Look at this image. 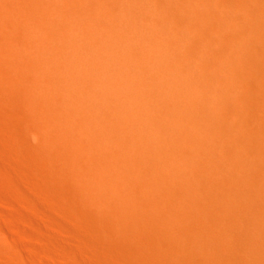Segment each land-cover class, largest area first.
<instances>
[{
    "label": "bare ground",
    "instance_id": "6f19581e",
    "mask_svg": "<svg viewBox=\"0 0 264 264\" xmlns=\"http://www.w3.org/2000/svg\"><path fill=\"white\" fill-rule=\"evenodd\" d=\"M117 1L118 3L116 0H0V264H264V39L258 40L260 46L250 50L254 55L253 58H245L241 61V56L238 54L240 48L245 44V39H242L243 35L217 40L211 39L213 32H206L203 39L174 40L173 38L170 40L165 38L169 39L163 40L166 41L165 44L169 48L173 49L175 45L177 47L182 45L192 48L194 52L201 49L206 54L205 57L211 55L226 63L225 66L221 64L215 66L201 60L200 69L208 77V80L209 78L211 80L212 78L218 79L217 85L225 90H222V93L225 92L227 96L224 93V96L217 95L213 98L214 101L211 100L213 104L209 105L214 107H210L212 109H210V113L214 117V121L210 123L214 122V124L210 129L207 128V132L204 130L206 134L198 135L193 130L196 137L191 140L182 139L183 143L182 140L175 139V146L164 144L163 141L161 143L163 145L160 147L158 145V148L152 150L151 146H145L142 142L146 139L145 130L143 133L139 129H141L142 122L145 121L150 125L153 121L145 116L141 117L142 120H139V116L135 118V114L141 113V110L136 112L138 108L131 105L136 108L134 109L136 113H132L134 118L129 112L126 113V110L124 113L122 112L121 117V113L118 112L120 114L117 118L113 116L114 114L109 115L110 113H108L110 109L114 108L113 100L109 101L107 106L111 105L113 108L108 109L106 112L108 114H102L103 117L100 116L101 114L99 115L108 123L106 130L103 122L100 127L97 122L95 123L96 107L94 109V106L90 108L88 105L87 107L84 104L80 105L79 100L77 108L74 100L71 101L73 97L77 98V93L71 95L73 92H69L67 88L57 87V85L63 84L56 83L57 76L53 75L60 73L62 76H59L63 79V76L67 79L71 77V74L65 75L66 67L62 66L65 64L63 58L69 56L71 50L68 51V49L71 44L75 45L81 41H76V39L71 41L70 38L74 34L71 33V35L64 25L60 29L57 26H52L55 25L50 22L53 21V13L66 20H75L77 22L74 24L76 29L81 26L85 27L84 23L88 18L84 20V25L81 24L85 18L84 15L91 12L93 17L95 13L92 14V10L94 9L98 8L101 12L112 15L117 13L119 6H122L119 0ZM129 1H127L128 4H130ZM136 1L131 3L133 8H135L134 5L136 6ZM144 1L148 3V1ZM123 2L125 4V0ZM140 2H137V5ZM149 2L154 4H149L153 5L150 7L154 8L155 6V10H159L162 14L170 12L177 23L188 12H191L186 13L189 9L212 10L219 20H227L230 14L244 10L264 9V0L256 2L251 0H149ZM140 7V9L142 7L147 9L144 8V5ZM127 8L124 9L127 10ZM99 13L96 15L99 16ZM109 14L107 19H109ZM123 14L120 13L121 16ZM31 15L37 16L33 18L34 24L29 22ZM90 17V20H95L94 17L92 19ZM109 21L111 20H107V22ZM48 22H50L49 25L45 26V23ZM89 24L90 22H88ZM93 25L95 26V24ZM97 26L99 27V25ZM112 26L110 25V27ZM81 30L82 34L81 32L78 34H81L82 41L91 39L90 30L86 32L82 27ZM115 31L113 30V32ZM97 32L100 31L97 29L95 33ZM101 32L95 34L96 39H105V32L102 34ZM113 32H111V36H113ZM119 32L121 31H118V36ZM130 36L129 39H137L134 36L130 38ZM139 39L141 40H136V44L138 42L142 49L141 62L147 64L144 62L143 56L145 58L149 55L153 56L151 55L153 54L152 40L150 39L151 41L149 40L148 46H146L144 44H147L148 38L142 36ZM105 40L103 41L105 42ZM109 40L108 43L111 42ZM101 43L103 44L102 41ZM11 44L16 46L12 48V51L15 52L18 46L20 48L23 46L22 48H27L28 51H25L27 54L31 48L41 51L43 46L47 45L53 48L56 54H60L62 59L55 65L57 70L38 75L39 72H36L39 69L31 65L28 60L20 59L19 54H17L19 58L17 55L15 56L11 51ZM94 44L90 45L95 47ZM100 45L98 43V46ZM109 46L107 47L111 48ZM164 46L166 45L162 47L164 48ZM90 47L89 49H92ZM157 47L162 48L161 46ZM127 50L129 51L128 48ZM83 51H85L84 48ZM136 51L138 50L136 49ZM136 51L135 53H137ZM79 53L78 55H80ZM84 54L85 52H83V56ZM133 55L134 52L131 56L129 55L130 58ZM191 55L195 57L194 54ZM236 56L239 58L236 59ZM189 57L191 56L189 55ZM122 58L124 60V57ZM84 59L88 58H83V61ZM160 61L162 62V60ZM175 63L176 60L173 64ZM164 64H161V69ZM108 65L111 64L108 63ZM130 65L132 66V64ZM136 66L135 64L137 70ZM171 66L172 64L166 71L171 73L173 68ZM179 67L182 65L180 64ZM100 68L102 66H99ZM106 68L105 70H107ZM115 70L117 69L115 68ZM132 70H134L133 67ZM175 71L177 70L173 72L175 73ZM184 71L186 70L181 72ZM160 72L162 73L161 77L164 78L163 70ZM170 73L167 75L171 76ZM190 73L192 72L190 71ZM102 74L104 75V73ZM114 74L112 73L111 76ZM85 75L84 77H86ZM103 75L99 73V76ZM157 75L155 76L158 77ZM81 77L79 76L80 79H83L82 75ZM197 77L199 78V76ZM72 79L74 80V78ZM202 79L203 83L200 82L199 89L211 82L205 84V78ZM150 80L152 81V79ZM191 80L195 83L194 79ZM95 81L97 80L95 79ZM175 82L173 81V83ZM97 83L96 86H98ZM139 83H136L134 88ZM75 84L82 85L79 82ZM89 84L87 87H83V91L86 93H89ZM109 85L111 86V84ZM190 85L185 87L189 88ZM178 87L180 88V86ZM76 88L82 89V87L79 89L77 85ZM204 88L206 89V87ZM123 89L125 90V86ZM190 89L192 88H189L187 92L191 97V94L194 95L195 92L193 93ZM69 90L71 89L69 88ZM219 90H215V92L218 91L216 94H220ZM119 91L118 93L121 94ZM174 91L175 94L178 93V90ZM105 92L107 91L105 90ZM173 92L170 91L169 94ZM210 92L212 91L210 90ZM153 93L155 92L153 91ZM202 93L204 94L202 97L207 95V93ZM150 94L148 93L150 97L148 100H152ZM157 95L159 96V93ZM126 96L128 98V94ZM199 96L196 95L195 98L198 99ZM122 97L120 99L118 97V99L121 100ZM167 97L171 96L167 95ZM101 99L104 100L102 97ZM140 99H143V96ZM108 100H111V97ZM127 100L129 101V99ZM123 101L125 102V100ZM123 101L121 100V106L129 108L128 103H125L128 104L126 106L122 105ZM201 101H199L200 104L196 101L197 103H193V106L192 103L187 102L190 104H188L186 112L191 113L193 107L197 109L196 121L207 116V109L202 106ZM112 102L113 104H111ZM172 102L169 103V106L173 104ZM131 103L134 104V102ZM175 104L177 105V103ZM158 107L154 109L155 115L152 118L164 121L167 125L165 131L168 130L173 134L178 124H182L181 127L186 126L183 125L186 124V120L180 116L181 112L178 117L174 116L175 114L170 116L168 115V113H172L170 107L167 108L169 112L166 109H158ZM152 108L148 109L152 110ZM171 109L173 111V108ZM132 110L131 108L128 111ZM100 111L102 110L97 113ZM141 114L146 115L147 113ZM137 118H139L138 121ZM173 119H177V121H173ZM159 122L156 123L159 124ZM205 122L208 123L206 118ZM139 123L141 124L139 125ZM156 128L154 130L158 129ZM152 130L147 131L146 134L152 133ZM130 131L132 132L131 136ZM151 136L152 134L150 138ZM173 147L174 149L178 147V149L174 151ZM128 158L131 161H128ZM119 164L122 165V168L118 166Z\"/></svg>",
    "mask_w": 264,
    "mask_h": 264
},
{
    "label": "rangeland",
    "instance_id": "374dc122",
    "mask_svg": "<svg viewBox=\"0 0 264 264\" xmlns=\"http://www.w3.org/2000/svg\"><path fill=\"white\" fill-rule=\"evenodd\" d=\"M124 1V0H123ZM122 0H119V3L122 5V6H119V9L117 10V13H115V14H118L119 12L122 14V13H124L122 16L120 15V13L118 14V15H115V14H109L110 16H109V19L111 20V21H109V22H107V20H109V19H107L108 17H107V13H105V12H101V10L100 9H94V10H92V14H94L95 13V15H93V17L91 16V12H90V14H89V12L88 13H85L86 15H84L85 16V18H83V20H82V22H81V24H83L84 23V20L86 19V18H88V19H86L85 20V27L84 26H81L82 28H84L85 29V31L86 32H88L89 30V33L91 32V39H83V41H82V39H80V37H81V34H82V30H81V27H77L76 29H75V27H74V24L75 23H77L75 20H66V19H64L63 17H59V15L58 14H56V13H53V21H50L51 23H53V24H55V25H52V26H57V28L58 29H60V27L61 26H65L66 27V29H67V31L68 32H70V34L72 33V34H74V36H72L70 39H71V41L73 40H75L76 39V41H79V40H81V41H79L77 44H75V45H73V44H71L70 45V47H69V49H68V51L69 50H71V51H69V56H67L66 58H63V61H64V59H65V62H63V63H65V64H63L62 66H65L66 68H65V75H70L71 74V77H69L68 79L65 77V76H63L64 77V79L61 77L62 75L59 73V74H53V75H56L57 76V82L56 83H62L63 85H61V84H59V85H57V87H64V88H67V90L69 91V92H73L71 95H75L76 93V95H77V98H74L73 97V99L71 100V101H73L74 100V102H75V105L77 106V108H78V105L80 104H84V105H86V107H87V105H88V107H93L94 109H95V107H96V112H95V123L97 122L98 123V125H99V127L101 126V123L103 122V125H104V127H108V123L107 122H105V120H104V118L102 119V118H100V116L101 117H103V115H105V113L108 111V109H110V108H113V106H111L110 105V103H109V107L107 106V104H108V102L109 101H112L113 100V102H114V104H113V102L111 103V104H113L114 105V108H113V110H116L115 112L113 111V110H109V112L108 113H110L109 115H112V114H114L113 116L114 117H117V116H119V114H120V117H121V115L125 112V110H126V113H130V115L133 117L134 115L133 114H135L136 112H140L139 110H141V113H147L148 114V112H149V115H142L141 113H136L135 114V118L136 117H138L139 116V118H137L136 120L138 121V119L139 120H142L141 119V117H143L144 118V116H145V118H147V119H149V120H151L152 119V121H153V123H151L150 125H148V123H146L145 121L144 122H142L143 124H141V123H139V125L141 124L142 126H140L141 127V129H139L140 131H144V132H146L147 133V131H151L152 129V133L150 132H148V135L146 134V133H144L145 134V136H146V139H145V141L143 140L142 142H144V145L145 146H151L150 148L152 149V150H155L156 148H158V145H159V147L161 146V145H163V144H161V143H163V141H164V144H166V143H168V144H170V145H176L175 144V142H174V140L176 139V140H185V139H193V138H195L196 136H195V132H193V130H195L196 132H197V134L198 135H204V134H206L205 133V131L207 132L208 130H207V128H211V125H213L214 124V122L213 123H210L211 121H214V117L211 115V113H210V107H214V106H211L212 104H213V101H214V97L216 96L217 97V95H222V96H224L225 94L224 93H222V90L223 91H225L222 87L220 88V86H218L217 85V83H216V81H218V79H214V78H212V80L209 78V80H208V77H206L205 76V74H203L201 71H202V69H200L201 67H200V61L201 60H203V62L204 63H210L211 65H215V66H220V64L222 65V66H225L226 65V63H223V62H221V61H219V60H217V59H215V58H213L211 55H208V56H206L205 57V55L206 54H204V52H202V50L201 49H199V51L198 52H194V50L192 49V48H190V47H187V46H182V45H178V47H177V45H175L174 46V48L172 49V48H169V47H167V44H165V42L163 41V40H172L173 38H174V40H181V39H184V40H186V39H203V35L206 33V32H213V35H212V38L211 39H217V40H220V39H228L229 37H232V36H234V35H243V38L242 39H245V44H243V47L242 48H240V52H239V54H238V56H241V61H243L245 58H248V59H251V58H253L254 57V55L252 54V52L250 51L252 48H256V47H258V46H260V42L258 41V40H262V39H264V9H262V10H253V11H249V10H244V11H242V12H239V13H234V14H230L229 16H228V18H227V20H219L216 16H215V12L214 11H212V10H204V9H189V10H187L186 11V13L188 12V11H191V12H188L186 15H185V17L181 20V21H179L178 23L175 21V19H174V17L173 16H171V13L170 12H168V13H161L159 10H155L156 9V7L154 6V8H152L153 7V3H150L149 2V0H146V1H148V3H146L144 0H142L141 2L139 1V0H137L135 3H136V6L134 5V7L135 8H133L131 5L133 4L132 2H134L135 0H125V4H124V2H123ZM127 1H129V3L130 4H128V2ZM132 1V2H131ZM251 1H253V2H256L257 0H251ZM116 2L118 3V1L116 0ZM127 2V3H126ZM137 2H140L139 3V5H137L138 3ZM196 2V1H195ZM132 3V4H131ZM134 3V4H135ZM142 3H143V5L145 6L144 8H147V9H143V7H142V9H140L141 7L140 6H143L142 5ZM147 5H146V4ZM127 5V6H124V5ZM149 4H153V5H149ZM149 6V7H148ZM150 6H152V7H150ZM128 7V8H127ZM132 8V9H134V11H132V9H130V8ZM123 8V9H122ZM124 8H127V10H125ZM124 12H123V11ZM129 10V11H128ZM139 10V11H138ZM141 10V11H140ZM193 10V11H192ZM96 11V12H95ZM98 11V12H97ZM99 12H101V13H99ZM98 13H99V16H97L98 15ZM103 13V14H102ZM87 14H88V16H87ZM97 14V15H96ZM101 14V15H100ZM106 15V16H105ZM112 15V16H111ZM34 16H36V15H31L30 16V18H29V22L31 23V24H34V21H33V18H34ZM91 16V17H90ZM117 16V17H116ZM37 17V16H36ZM89 17L92 19H95L96 20V18H97V21H95V20H90L89 19ZM114 17V18H113ZM99 18H100V20H99ZM117 18H118V20H117ZM105 19H107V20H105ZM113 19V20H112ZM99 20V21H98ZM103 20H104V22H103ZM116 22H115V21ZM100 21H101V25H100ZM118 21V22H117ZM50 22H48V23H45V26H48L49 25V23ZM88 22H90V24L88 25ZM107 22V23H106ZM97 23V24H96ZM104 23V24H103ZM111 23V24H110ZM119 24V25H117L116 26V24ZM83 24V25H84ZM93 24H95V26L93 25ZM115 24V25H114ZM97 25H99V27L97 26ZM105 25V26H104ZM110 25L112 26V25H114V26H112V27H110ZM87 26V27H86ZM90 26V27H89ZM89 27V28H88ZM92 27V28H91ZM102 27H103V29H102ZM119 27V28H118ZM88 28V29H87ZM91 28V29H90ZM106 28V29H105ZM109 28H111V29H109ZM112 28H113V30L115 31V32H113V30H112ZM115 28V29H114ZM80 29V30H79ZM99 30L100 32L102 31V30H104V31H102L101 32V34L103 33V32H105L104 33V37H105V39H110L109 41H111V42H109L108 43V40L106 41L105 39H96L95 37V34H97V33H100V32H97V33H95V31L96 30ZM102 29V30H101ZM108 29V30H107ZM94 30V31H93ZM118 31H121V32H119L120 34H119V36H118ZM81 32V34L79 35L78 33H80ZM111 32H113V36H111ZM128 32V33H127ZM77 34V36H76V34ZM71 34V35H72ZM108 34V35H107ZM122 34V35H121ZM125 34V36L123 37V35ZM128 34V35H127ZM99 36H100V34H98ZM114 35H115V38H114ZM134 36V37H136L137 39H129V36ZM78 36H79V38H78ZM117 36V37H116ZM127 36V38H125ZM131 36H130V38H131ZM142 36H146L147 38H148V42H147V44H144V45H146V46H148V43H149V40L151 41V47H152V53L153 54H151V55H153V56H147V58H145L144 56H143V58H144V62H146L147 64H144V63H142L141 62V60H142V55L140 54L141 52H142V49H141V47H140V44L137 42V44H136V40L138 41H140L141 39H139L140 37H142ZM75 37V38H74ZM95 39H94V38ZM109 37V38H108ZM113 37V38H112ZM73 38V39H72ZM123 38L125 39L124 41H123ZM165 38H169V39H165ZM78 39V40H77ZM114 39V40H113ZM154 39V40H153ZM160 39H162V40H160ZM41 40H44V39H41ZM90 40H92V41H90ZM103 40H105V42L103 41ZM117 40V41H116ZM130 40V41H129ZM132 40V41H131ZM134 40V41H133ZM85 41V42H84ZM95 41H98V43H99V45L100 46H98V43H95ZM101 41L103 42V44L101 43ZM159 43H158V42ZM82 42V43H81ZM95 44H94V43ZM112 42H115V43H112ZM120 42V43H119ZM157 44H156V43ZM83 43H84V45H83ZM94 44L93 46H95V47H92V45H90V44ZM105 43V44H104ZM119 43V45L117 46V44ZM128 45H127V44ZM85 44H86V47H85ZM88 44V45H87ZM108 44V45H107ZM120 44H122V45H120ZM135 44V45H134ZM160 44H162V45H160ZM12 45V44H11ZM10 45V46H11ZM110 45V46H109ZM112 45H114V46H112ZM137 45V46H136ZM163 45H166V46H164V48L162 47ZM72 46H74L73 48H72ZM78 48H77V47ZM81 46V47H80ZM90 48H92V49H89V47ZM101 46H103V47H101ZM107 46H109V47H111V48H113V50H114V52H113V50H111V48H108ZM117 46V47H116ZM122 48H121V47ZM127 47L128 49H129V51L127 50V48L125 49V47ZM128 46H131L132 48V50H134L135 49V51H136V49L138 50V51H136L137 53H135V51H132ZM133 46H135V47H133ZM140 48H139V47ZM155 46V47H154ZM157 46H161L162 48L160 49V47H157ZM14 47H16L14 44L11 46V51H12V48H14ZM23 46H21V48L18 46L17 48L18 49H16V51L14 52V50L12 51L14 54H15V56L17 55V54H19L20 55V59H26V60H28L29 61V63L31 64V65H33L36 69H39V71H37L36 73H38V75H43V73H48V72H53L54 70H57V68H56V66L55 65H57L58 63H59V60L60 59H62V57H61V55L60 54H56V52H55V50L53 49V48H51V47H49V46H47V45H44L43 46V48L41 49V51H37V50H35V49H33V48H31V50H30V52H28L29 54H27V52H25V51H28L27 50V48L26 47H24V48H22ZM79 47H80V50H79ZM107 49H106V48ZM137 47V48H136ZM154 47V48H153ZM73 50H72V49ZM83 48H84V50L85 51H83ZM88 49V51H87V49ZM93 48H95V49H93ZM96 48H97V50H96ZM99 48H100V50H99ZM103 48V49H102ZM116 50H115V49ZM120 49V50H118V49ZM134 48V49H133ZM24 49H26V50H24ZM75 49H77L76 51H75ZM109 49H110V51H111V53H109L110 51H109ZM123 49V50H122ZM140 49H141V51H140ZM155 49H157L156 51H155ZM20 50V51H19ZM91 50V51H90ZM120 51L118 54H117V52L118 51ZM154 50V51H153ZM73 51H75L74 53H73ZM80 53H79V52ZM95 51V52H94ZM97 51V52H96ZM105 51V52H104ZM107 51V52H106ZM115 51H116V53H115ZM127 53H129L130 52V54H127ZM19 52H21V53H19ZM25 52V53H24ZM73 54H72V53ZM77 52V53H76ZM83 52H85V54H84V56H83ZM100 52V54H98ZM101 52H102V54H101ZM133 52H134V55L130 58V56L133 54ZM155 52V53H154ZM76 53V55H74ZM78 53L80 54V55H82L83 56V58H88V59H84V61H83V58H82V56H80V55H78ZM87 53V54H86ZM91 53H93L92 54V56H91ZM122 53H124V54H122ZM132 53V54H131ZM139 53V54H138ZM88 54H90V55H88ZM96 56H95V55ZM108 54V55H107ZM191 54H194L195 55V57H192V55ZM85 55H87V56H85ZM103 55H104V57H103ZM105 55H107V56H105ZM128 55V56H127ZM130 55V56H129ZM189 55L191 56V57H189ZM18 56V55H17ZM79 56V57H78ZM90 56V57H89ZM100 57V58H102V59H100V58H98V57ZM121 56V57H120ZM238 56H236L235 58L236 59H238L239 57ZM22 57V58H21ZM70 57H71V59H70ZM74 57V58H73ZM91 57H92V59H91ZM94 57V58H93ZM95 57H96V59H97V61H96V59H95ZM122 57H124V60H123V58ZM129 59H128V58ZM18 58H19V56H18ZM77 58H79L78 60H77ZM122 58V59H121ZM150 58V59H149ZM68 59V60H67ZM71 61H70V60ZM89 59H90V62H89ZM105 59L107 60L108 59V61H105ZM120 59V60H119ZM127 59V60H126ZM77 60V61H76ZM85 60H87V61H85ZM101 60V61H100ZM110 60V61H109ZM148 60V61H147ZM154 60V61H153ZM159 60V61H158ZM160 60H162V62L160 61ZM165 60V61H164ZM171 60H172V63H170L171 62ZM174 60H176V63L175 64H173L174 63ZM82 61V62H81ZM96 61V62H95ZM99 61V62H98ZM122 61H124V62H122ZM151 63H150V62ZM179 61V62H178ZM54 62V63H53ZM66 62H68V63H66ZM77 62V63H76ZM89 62V63H88ZM102 62V63H101ZM105 62H107V63H105ZM112 62V63H111ZM153 62H155V63H153ZM168 62V63H167ZM74 63V64H73ZM83 63H85V64H83ZM93 63V65H91ZM95 63V64H94ZM100 63V64H99ZM108 63H110L111 65H108ZM118 63V64H117ZM120 63V64H119ZM129 63V64H128ZM165 63V64H164ZM199 65H198V64ZM67 64V65H66ZM77 64V65H76ZM99 65L100 67L102 66V68H100V69H102L101 70V72H100V69H99V66H97V65ZM101 64H103V65H101ZM130 64H132V66L130 65ZM135 64L137 65V66H139V67H137L136 66V68H137V70L135 69ZM144 65L143 67L142 66H140V65ZM149 64V65H148ZM161 64H164L163 65V69H161L162 68V66H161ZM172 64V66L171 67H173L172 68V71H171V73L169 72V71H166V69L167 68H169L170 67V65ZM182 65V67H179V65ZM74 65H76V66H74ZM87 67H86V66ZM117 65V66H116ZM130 65V66H129ZM145 65H147V66H145ZM174 65H176V66H178V67H175ZM80 66H81V68H80ZM95 66V67H94ZM97 66V67H96ZM106 66H107V68H106ZM114 67V69H112L113 67ZM126 66V67H125ZM151 66V67H150ZM160 66V67H159ZM164 66H165V68H164ZM67 67H68V69H67ZM72 67H73V69H72ZM74 67H76L75 69H74ZM111 67V68H110ZM120 67H121V69H120ZM132 67L134 68V70H132ZM175 67V68H174ZM186 67V68H185ZM104 68V69H103ZM105 68L107 69V70H105ZM110 68V69H109ZM115 68L117 69V70H115ZM126 68V69H125ZM131 68V69H130ZM141 68V69H140ZM179 68H181V69H179ZM197 68V69H196ZM70 69V70H69ZM83 69V70H82ZM94 69H95V71H94ZM97 69V70H96ZM108 69H109V71H108ZM129 69V70H128ZM140 69V70H139ZM144 69V70H143ZM148 69V70H147ZM154 69H156L155 71H154ZM177 70V71H175V73L173 72L174 70ZM200 69V70H199ZM71 70H72V72H71ZM74 70V71H73ZM88 70V71H87ZM105 70V71H104ZM121 70V71H120ZM124 70V71H123ZM127 70V71H126ZM131 70H132V72H131ZM145 70H147V71H145ZM162 71L163 70V73L165 74H163V77L164 78H162L161 76H162V73L160 72V71ZM164 70H165V72H164ZM179 70H180V72L181 71H183V70H186V71H184V72H179ZM76 71V72H75ZM86 71V72H85ZM90 71V72H89ZM106 71H107V73H106ZM110 71H112V72H110ZM120 71V72H119ZM133 71H134V74H133ZM136 71H137V73H136ZM138 71H143V72H138ZM145 71V72H144ZM152 71V72H151ZM159 71V72H158ZM190 71L192 72V73H190ZM198 71V72H197ZM89 72V73H88ZM98 72V73H97ZM125 72V73H124ZM126 72H127V74L129 75V73H130V76H128L127 74H126ZM149 72V73H148ZM158 72V73H157ZM167 72V73H166ZM186 72H187V75H186ZM201 72V73H200ZM76 73V74H75ZM79 73V74H78ZM85 73H86V75H85ZM99 73H100V75H103L102 73H104V75L103 76H99ZM112 73L115 75H113V76H111L112 75ZM150 73H152V74H150ZM154 73H156V74H154ZM161 73V74H160ZM168 73H170L171 74V76H169V75H167ZM180 74V75H177V74ZM189 73H190V75H189ZM195 73V74H194ZM110 74V75H109ZM120 74H121V76H120ZM126 74V75H125ZM158 74V75H157ZM174 74H175V76H174ZM182 74H183V76H182ZM195 76H194V75ZM200 74V75H199ZM59 75H61V76H59ZM74 75V76H73ZM81 75L83 76V79H80V78H82L81 77ZM84 75L87 77L88 75H90V76H88L87 78L86 77H84ZM98 75V76H97ZM126 77V80H125V77ZM143 75V76H142ZM149 75H150V77H149ZM155 75H157L158 77H156ZM189 75V76H188ZM204 75V76H203ZM59 76V77H58ZM79 76H80V78H79ZM94 77V78H92V77ZM106 76V77H105ZM120 76V77H119ZM154 76V77H153ZM173 76V77H172ZM186 76V77H185ZM197 76H199V78L197 77ZM203 76V77H202ZM111 79H110V78ZM116 77V78H115ZM122 77V78H121ZM127 77H129V78H127ZM137 77V78H136ZM139 77V78H138ZM141 77V78H140ZM152 77V78H151ZM166 77V78H165ZM169 77V78H168ZM176 77V78H175ZM179 77V78H178ZM181 77V78H180ZM192 77H195V78H192ZM60 78H61V80H60ZM72 78H74V80L72 79ZM81 80H79V79ZM85 78V79H84ZM91 80H90V79ZM98 78V79H97ZM104 80H102V79ZM121 80H120V79ZM147 80H146V79ZM155 78H156V81H155ZM174 80H173V79ZM178 78V79H177ZM184 78V79H183ZM202 78H205L204 79V82H205V84L207 83L208 84V82L209 81H211V82H209V84L208 85H204L203 86V88H201L200 87V89H199V87L198 86H201V83H203L202 82ZM66 79V80H65ZM79 80V81H77V80ZM87 79V80H86ZM95 79L97 80V81H95ZM99 79H101V80H99ZM136 79V80H135ZM148 79H149V81H148ZM150 79H152V81L150 80ZM160 79V80H159ZM162 79V80H161ZM165 79H166V81H165ZM170 81V83H168L169 81ZM175 79H176V82H175ZM180 79H182V80H180ZM191 79H194L195 80V83H194V81L192 82V80ZM63 80V81H62ZM65 80V81H64ZM70 80H72L71 82H70ZM98 80H99V82H98ZM106 80H108V81H106ZM109 80H112V81H110L109 82ZM116 80H117V82H116ZM119 80V81H118ZM179 80V81H178ZM187 80H189L190 82H188ZM197 80V81H196ZM200 80V81H199ZM208 80V81H207ZM62 81V82H61ZM68 81V82H67ZM90 81H92V82H90ZM107 83H106V82ZM121 81V82H120ZM126 82V83H124V82ZM145 81H146V83H145ZM148 81V82H147ZM173 81L175 82V83H173ZM207 81V82H206ZM213 81H215L214 83H213ZM73 82V83H72ZM77 82H79V83H82V85L80 86H78V84H75V83H77ZM84 82V83H83ZM87 82V83H86ZM98 82V83H97ZM123 82V83H122ZM129 82V83H128ZM132 82V83H131ZM134 82V83H133ZM142 84L141 86H140V83ZM143 82V83H142ZM159 82V83H158ZM163 82V83H162ZM186 82V83H185ZM188 82V83H187ZM198 82V84L196 85V83ZM219 82V81H218ZM66 83H68V84H66ZM86 83V87H87V85L89 84V83H91V84H89L90 86L88 87L89 88V93H90V95H92V94H94V95H92V96H90L89 95V93L87 92H84L83 91V87H85V86H83L84 84ZM96 83H97V85L98 86H96ZM130 83H131V85H133V86H131L130 85ZM136 83H139V84H137V87H135L134 88V86H136ZM152 83H154L153 85H151ZM165 83H166V86H165ZM181 83H183V84H181ZM109 84H111V86H113L114 85V87H111ZM117 84H118V86H117ZM129 85V87H128V85ZM147 84V85H146ZM171 84V85H170ZM173 84V85H172ZM189 84H191L190 85V87L189 88H192V89H190V90H192L193 91V93H194V95H192L191 94V97H190V93L189 92H187V90H189V88H187V87H185V86H188ZM65 85V86H64ZM73 85V86H72ZM76 85H77V87H79V89L82 87V89L81 90H78V88H76ZM100 85V86H99ZM103 85V86H102ZM144 85V86H143ZM164 85V86H163ZM171 87H170V86ZM210 85V86H209ZM213 85H214V87H213ZM68 86V87H67ZM120 86H121V89H120ZM125 86V90L123 89V87ZM126 86H127V88L129 89H127L126 88ZM130 86H131V88H130ZM139 86V87H138ZM142 86H143V88H142ZM154 86H157V87H154V89H153V87ZM159 86V87H158ZM174 86V87H173ZM178 86H180V88L178 87ZM183 88H182V87ZM196 86V87H195ZM209 86V87H208ZM218 86V87H217ZM95 87V89H93V88ZM102 87V88H101ZM107 87H108V89H107ZM109 87H110V89H109ZM133 87V88H132ZM149 87V88H148ZM185 87V88H184ZM204 87H206V89L204 88ZM211 87V89H209ZM69 88L71 89V90H73V91H71V90H69ZM76 90H74V89ZM105 88V89H104ZM112 88V89H111ZM117 88V89H116ZM149 90H148V89ZM161 88V89H160ZM162 88H163V90H162ZM165 88V89H164ZM174 88V89H173ZM213 88V89H212ZM216 88V89H215ZM220 90H219V89ZM117 91H116V90ZM119 89H120V91H119ZM134 89V90H133ZM137 89V90H136ZM146 89H147V91H146ZM156 89V90H155ZM176 89V91L178 92V93H176L175 94V90ZM207 89H209V90H207ZM78 90V91H77ZM103 90V91H102ZM105 90L107 91V92H105ZM111 90V92H109ZM124 92H123V91ZM128 90V92L130 93V96H129V93L128 92H125V91H127ZM132 90V91H131ZM139 90V91H138ZM167 92H166V91ZM183 90H185L184 92H183ZM195 90V91H194ZM199 91L198 93H197V91ZM201 90H203L202 92H204V93H207V95L205 96V97H202L204 94L201 92ZM206 90V91H205ZM210 90L212 91V92H210ZM215 90H219V93L220 94H216V93H218V91L217 92H215ZM92 91V92H91ZM118 91L119 92H121V94H119L118 93ZM136 91V93H134V92ZM142 91H143V93H142ZM145 91V92H144ZM153 91L155 92V93H153ZM162 91V92H161ZM170 91L171 92H173V93H171V94H169L170 93ZM76 92V93H75ZM82 92V93H81ZM117 92V93H116ZM124 93V95H122L123 93ZM138 92V93H137ZM159 93V96L157 95V93ZM166 92V93H165ZM179 92H181L180 93V96H179ZM183 92V93H182ZM187 92V93H186ZM201 92V93H200ZM113 93V94H112ZM115 93H116V96H114L115 95ZM128 94V98H127V94ZM144 93H146V94H144ZM148 93L152 96L151 98H152V100H148V99H150V97H149V95H148ZM162 93V94H161ZM200 93V94H199ZM80 94V95H79ZM83 94H85V95H83ZM103 94H105V95H103ZM112 96H111V95ZM133 94H134V97H132L133 96ZM136 94V95H135ZM140 94V95H139ZM155 94H156V96H155ZM184 94V95H183ZM188 94V95H187ZM214 94V95H213ZM138 95V96H137ZM148 95V96H147ZM154 95V96H153ZM163 97H162V96ZM165 95V96H164ZM167 95L169 96H171V97H167ZM173 95V96H172ZM182 95V96H181ZM186 95V96H185ZM196 95H200L199 96V101H201L200 99H202V100H205L204 102H206V103H204V102H202L201 101V103H203L202 104V106L204 107L205 106V109H207V116H204L202 119H200V120H197L196 121V118H197V109L196 108H194L193 107V109H192V112L191 113H188V112H186L187 111V107H188V104H190V103H192L191 105L193 106L194 104H196L197 102H199L198 101V99H196L195 98V96ZM95 96V97H94ZM106 96V97H105ZM114 96V97H113ZM122 96H124V97H122ZM143 96V99H140L141 97ZM175 96V97H174ZM192 96H193V98H192ZM225 96H227V94L225 95ZM101 97L102 98H104V100L103 99H101ZM107 97H109V98H107ZM110 97H111V100H108V99H110ZM113 97V98H112ZM118 97H119V99L122 97V101L123 100H125V102L123 101V103H122V105L123 104H125V103H128L129 104V108L128 107H123V106H121V100H119L118 99ZM126 97V98H125ZM130 97H131V99L132 98H134V99H132V101H130L131 99H130ZM178 97V98H177ZM182 97V98H181ZM207 97V98H206ZM209 97V98H208ZM71 98V97H70ZM85 98H86V100H85ZM124 98V99H123ZM147 100H146V99ZM155 100H154V99ZM204 98V99H203ZM206 98V99H205ZM211 98V99H210ZM76 99V100H75ZM94 99V100H93ZM119 101H117V100ZM127 99H129V101H130V103H129V101L127 100ZM137 99V100H136ZM210 99V100H209ZM80 100V102H79V104H78V101ZM98 100H101V101H98ZM141 100V102H139ZM154 100V101H153ZM158 100H160V101H158ZM165 100H167L166 102H165ZM172 100H173V102H172ZM176 100V101H175ZM211 100H213L212 102H211ZM89 101V102H88ZM91 101V102H90ZM95 101V102H94ZM144 101V102H143ZM151 101V102H150ZM182 101V102H181ZM194 101V102H193ZM197 101V102H196ZM209 101V102H208ZM102 102V103H101ZM131 102H134V104L133 103H131ZM164 102V103H163ZM171 102L173 103L172 105H170L169 106V103L171 104ZM187 102H190V103H188L187 104ZM211 102V103H210ZM105 103V104H104ZM116 103H118L117 105H116ZM145 105H144V104ZM152 103V104H151ZM157 103V104H156ZM160 103V104H159ZM175 103H177V105L175 104ZM194 103V104H193ZM128 104H125V106L126 105H128ZM141 104V105H140ZM156 104V105H155ZM162 104V106H159V105H161ZM165 104H166V106H165ZM168 104V105H167ZM187 104V105H186ZM199 104H200V102H199ZM209 105V104H211V105H209V106H207V105ZM101 105V106H100ZM119 105V107H121V108H119V107H117ZM134 106V107H136V108H138L137 110H136V112H135V110L134 109H136V108H134V107H132V106ZM135 105H137V106H135ZM147 105V106H146ZM106 106V107H105ZM142 106H144V107H142ZM146 106V107H145ZM160 108H159V107ZM166 107V108H164V107ZM172 106V107H171ZM191 106V107H192ZM103 107H105L104 109H102ZM115 107H117V108H115ZM152 108V110H150V109H148V108ZM157 107H158V109H162V110H167L168 112H169V109H170V112H172L171 114H169L168 113V115H174V116H177L178 117V115H180L179 114V112H181V115L180 116H183L184 118H185V120H186V124H183V125H186V126H184V127H181V125L180 124H178V127L176 126V129H177V131H176V129H175V133L177 132V133H179L178 135H177V133H176V135H175V133H173V134H171L168 130L167 131H165V126H167L165 123H164V121H162V120H153L154 118H152L154 115H155V113H154V109H157ZM163 107V108H162ZM170 107V108H169ZM101 108V109H100ZM131 108L133 109L132 111H128V110H131ZM142 108V109H141ZM146 109V111H145V109ZM167 108H169V109H167ZM171 108H173V111H175V112H173L172 111V109ZM189 108H190V105H189ZM124 109V110H123ZM143 109H144V112H143ZM99 110H102V111H100L99 113H97V111H99ZM104 110H105V112H104ZM121 110V111H120ZM149 110V111H148ZM212 110V109H211ZM151 111H152V113H151ZM177 111H178V113H177ZM112 112V113H111ZM114 112V113H113ZM118 112H120V113H118ZM123 112V113H122ZM108 113H106V114H108ZM116 113V114H115ZM118 113V114H117ZM133 113V114H132ZM184 113V114H183ZM101 114V115H100ZM103 114V115H102ZM141 114V115H140ZM150 114H151V116H150ZM177 114V115H176ZM96 115H98V117H96ZM100 115V116H99ZM148 116V117H147ZM118 118V117H117ZM134 118V117H133ZM205 118H206V121H208V123H206L205 122ZM97 119V120H96ZM98 119H100V120H98ZM157 121H160L159 122V124H157L156 122ZM173 121H177V119L175 120V119H173ZM105 122V123H104ZM164 123V124H162V123ZM205 122V123H204ZM90 123H91V121H90ZM210 123V124H209ZM155 124V125H154ZM209 124V125H208ZM157 125V126H156ZM160 125V126H159ZM145 126V127H144ZM163 126V127H162ZM106 127V130L108 129ZM139 127V128H140ZM150 127H152V128H150ZM158 129H157V128ZM159 127H160V129H159ZM161 127H162V129L164 130H162L161 129ZM181 127V128H180ZM204 127V128H203ZM148 128V129H147ZM157 129V130H154V129ZM179 128H180V131H179ZM185 128V129H184ZM160 132H159V131ZM162 130V131H161ZM205 130V131H204ZM110 131V129L108 130V132ZM179 131V132H178ZM163 132V133H162ZM165 132V133H164ZM169 132V133H168ZM157 133V135H155ZM183 133H185V134H183ZM131 134H132V132L130 131V136H131ZM152 134V136H151V138H150V135ZM159 134V135H158ZM162 135V137H161V135ZM166 134V135H165ZM98 135H100V134H98ZM106 135V134H105ZM175 135V136H174ZM186 135V136H185ZM101 136V135H100ZM134 136V135H133ZM168 136H172V138H170V137H168ZM175 138H174V137ZM182 136H184L183 138H181ZM149 137V138H148ZM155 137H157L156 138V140H155ZM159 137V138H158ZM166 137V138H165ZM187 137V138H186ZM108 139H110L109 137H107ZM152 138H153V141H152ZM177 138H181V139H177ZM150 139V140H149ZM159 139H161V140H159ZM170 139H172V141H170ZM110 140H112V139H110ZM182 140V141H183ZM147 141V142H146ZM152 141V142H151ZM160 141H162V142H160ZM168 141H170V142H168ZM108 142H110V141H108ZM156 142V143H155ZM138 143H139V141H138ZM148 143V144H147ZM149 143H151V144H149ZM154 143V144H153ZM158 143V144H157ZM160 143V144H159ZM183 143H184V141H183ZM154 145V147H153V145ZM156 145H157V147H156ZM169 145V146H170ZM174 151H175V149L177 150L178 149V147H175V149H174V147L172 148ZM128 161H131V159H127ZM126 163H128V162H126ZM124 165V164H123ZM118 166H122V165H118ZM123 167H125V165L123 166ZM122 168V167H121Z\"/></svg>",
    "mask_w": 264,
    "mask_h": 264
}]
</instances>
